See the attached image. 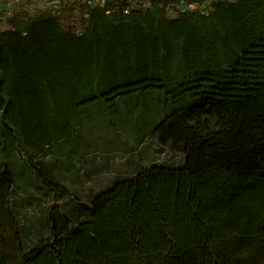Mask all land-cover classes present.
Masks as SVG:
<instances>
[{
  "label": "trees",
  "instance_id": "trees-1",
  "mask_svg": "<svg viewBox=\"0 0 264 264\" xmlns=\"http://www.w3.org/2000/svg\"><path fill=\"white\" fill-rule=\"evenodd\" d=\"M112 7L63 20L25 8L0 22V264H264V0L175 20L159 5ZM136 101L165 111L154 133L180 164L70 208L66 187L32 162L90 112ZM19 150L34 170L27 189L66 203L47 211L51 235L33 249L17 232L22 187L8 162Z\"/></svg>",
  "mask_w": 264,
  "mask_h": 264
},
{
  "label": "rangeland",
  "instance_id": "rangeland-1",
  "mask_svg": "<svg viewBox=\"0 0 264 264\" xmlns=\"http://www.w3.org/2000/svg\"><path fill=\"white\" fill-rule=\"evenodd\" d=\"M0 5H3L2 0ZM2 27L7 29V26ZM136 102L138 104L121 105L113 113L90 112L83 117L81 125L75 127L73 139L53 143L50 156H38L32 162L36 164L38 161L37 167L47 172L53 167L47 159L81 167L79 174L74 170L53 174L55 181L70 193L72 200L70 204L67 202L70 208H76V203L89 206L97 194L111 190L120 180L134 178L138 172L154 164H180L181 156L177 150L164 147L160 137L154 133L155 127L167 116L165 111L152 104L143 110L141 103H153L151 97H144L141 103ZM17 153L20 157L14 156L8 162L10 171L22 187L17 189L14 197L20 221L17 232L26 248L33 249L51 235L47 211L61 207V213L66 212V203L59 201L46 186L41 192L37 185L33 186L34 189H27L32 186L34 170L27 164L28 156L21 150ZM26 191L36 192L37 195L20 196Z\"/></svg>",
  "mask_w": 264,
  "mask_h": 264
},
{
  "label": "built area",
  "instance_id": "built-area-1",
  "mask_svg": "<svg viewBox=\"0 0 264 264\" xmlns=\"http://www.w3.org/2000/svg\"><path fill=\"white\" fill-rule=\"evenodd\" d=\"M239 0H2L1 25L7 26L8 22L21 10L27 8L34 11L31 2H37L41 7L53 13L63 20L68 10H73L77 17L90 18L92 11L103 12L105 15L112 14V3L118 2L122 13L130 15L137 11L152 9L155 5L164 8L169 19L175 20L182 16L208 17L222 3H234ZM37 3H35L37 5ZM81 26L75 28V34L81 35Z\"/></svg>",
  "mask_w": 264,
  "mask_h": 264
},
{
  "label": "crops",
  "instance_id": "crops-1",
  "mask_svg": "<svg viewBox=\"0 0 264 264\" xmlns=\"http://www.w3.org/2000/svg\"><path fill=\"white\" fill-rule=\"evenodd\" d=\"M35 3H37V2H31L30 3V5H34L36 8L34 9V10H36V9H41L40 11H45L46 9H44L43 7H41L40 5H39V3H37V5L35 4ZM2 10H3V7L0 5V15L2 14ZM26 10H28V9H26ZM47 161H49V163L50 164H55L56 162H54V161H51L50 159H47ZM65 165H66V163H64V162H62V163H56V165L55 166H53V167H50L49 169H48V172L53 176V174L55 173V172H65ZM80 166H78V167H76L75 166V172L77 173V174H79L78 172H79V170H80ZM56 177V176H55ZM36 178V177H35ZM35 183H38L39 185H43V183L40 181H37V182H35ZM44 186V185H43ZM112 188H113V186H112ZM21 189V188H20ZM32 189H34V188H32ZM33 193H35L36 195H37V193L36 192H33V191H26V192H23V193H21L20 194V196H25V195H30V196H33ZM98 195V194H97ZM16 196V195H15ZM38 201H39V199H38ZM16 205V204H15Z\"/></svg>",
  "mask_w": 264,
  "mask_h": 264
},
{
  "label": "clouds",
  "instance_id": "clouds-1",
  "mask_svg": "<svg viewBox=\"0 0 264 264\" xmlns=\"http://www.w3.org/2000/svg\"><path fill=\"white\" fill-rule=\"evenodd\" d=\"M24 10V9H23ZM41 10V9H40ZM39 9H37V11H40ZM22 11V10H21ZM20 11V12H21ZM36 10H34V12H35ZM45 11H47V10H45ZM19 13V12H18ZM16 16V15H15ZM14 16V17H15ZM1 18H2V14L0 15V22H1ZM10 22V21H9ZM9 22H8V25H7V29L9 28ZM1 28L3 29V30H5L3 27H2V25H1Z\"/></svg>",
  "mask_w": 264,
  "mask_h": 264
}]
</instances>
